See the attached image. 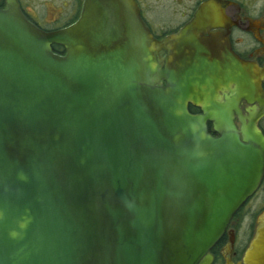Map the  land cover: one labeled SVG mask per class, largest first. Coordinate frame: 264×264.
<instances>
[{
    "label": "water",
    "instance_id": "95a60500",
    "mask_svg": "<svg viewBox=\"0 0 264 264\" xmlns=\"http://www.w3.org/2000/svg\"><path fill=\"white\" fill-rule=\"evenodd\" d=\"M221 19L205 4L160 40L136 0H84L46 31L6 0L0 264L212 263L264 174L262 72ZM245 260L264 264V234Z\"/></svg>",
    "mask_w": 264,
    "mask_h": 264
},
{
    "label": "flooded vegetation",
    "instance_id": "af4514ba",
    "mask_svg": "<svg viewBox=\"0 0 264 264\" xmlns=\"http://www.w3.org/2000/svg\"><path fill=\"white\" fill-rule=\"evenodd\" d=\"M136 2L140 8L142 20L153 35L160 40L180 31L194 19L203 5L210 3L211 9L225 18V20L210 23V25H215L214 28H210V32L224 33L223 37H227L231 51L239 59L256 65L262 72L261 86L264 92V0H136ZM83 4L84 0H72L71 3H67V8L75 11V15L62 26L54 28L44 27L37 17L25 10L22 4L21 7L33 23L46 31H52L75 22L81 15ZM155 10L175 13L173 20L156 21L158 24L168 21L167 26H171L176 21L171 31H165L163 34L156 32L154 21H152L153 16L149 13ZM164 54L165 52H162V55ZM256 105L259 106L257 103ZM240 107L244 115L249 114L248 103L242 101ZM236 124L241 130L242 123L237 117ZM258 128L264 136V115L258 121ZM209 129L214 134L211 124H209ZM260 234H264V174L257 190L238 210L224 236L211 250L213 256L211 264H247L245 253L251 242Z\"/></svg>",
    "mask_w": 264,
    "mask_h": 264
},
{
    "label": "rangeland",
    "instance_id": "374dc122",
    "mask_svg": "<svg viewBox=\"0 0 264 264\" xmlns=\"http://www.w3.org/2000/svg\"><path fill=\"white\" fill-rule=\"evenodd\" d=\"M72 0H21V4L25 8V10L31 14L32 16L37 17L42 25L47 28L59 27L68 22L71 17L75 15V11H70L67 8V3H71ZM153 16L154 29L158 34H163L165 31L169 32L172 30V25H168V21L162 20L165 19H175V13L173 11H150L149 12ZM173 20V19H172ZM52 21V23H48ZM157 21V22H156Z\"/></svg>",
    "mask_w": 264,
    "mask_h": 264
},
{
    "label": "trees",
    "instance_id": "16d2710c",
    "mask_svg": "<svg viewBox=\"0 0 264 264\" xmlns=\"http://www.w3.org/2000/svg\"><path fill=\"white\" fill-rule=\"evenodd\" d=\"M6 6V0H0V7H4ZM54 51L57 53H64V48L60 45H54ZM191 111L192 112H196L198 111L197 108L191 107Z\"/></svg>",
    "mask_w": 264,
    "mask_h": 264
}]
</instances>
